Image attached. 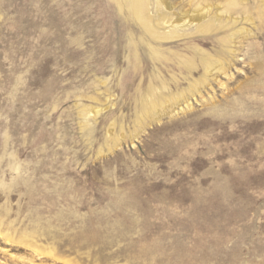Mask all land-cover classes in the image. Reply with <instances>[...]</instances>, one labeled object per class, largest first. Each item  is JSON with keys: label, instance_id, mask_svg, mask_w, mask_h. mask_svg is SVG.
<instances>
[{"label": "rangeland", "instance_id": "374dc122", "mask_svg": "<svg viewBox=\"0 0 264 264\" xmlns=\"http://www.w3.org/2000/svg\"><path fill=\"white\" fill-rule=\"evenodd\" d=\"M228 1L168 0L214 30L158 63L123 0H0V264H264V0Z\"/></svg>", "mask_w": 264, "mask_h": 264}, {"label": "bare ground", "instance_id": "6f19581e", "mask_svg": "<svg viewBox=\"0 0 264 264\" xmlns=\"http://www.w3.org/2000/svg\"><path fill=\"white\" fill-rule=\"evenodd\" d=\"M123 2L126 5V7L129 9L130 16H131L132 20L136 21L141 26L140 29H142L143 34L147 39V42H145V41L143 42L141 39L140 40L142 41V44L145 43L144 45H145L146 51L145 50L144 51H145L147 57L153 62L160 63L161 57H162L159 50H157L156 47L153 46V44L161 42V41H169V40H174V39H178V38L182 37L183 35H175L174 34L177 29H181V28H185V27H194L196 33H198V34L199 33L200 34H208L210 32H213V30H214L213 29L214 24L207 21V14L209 13L210 8H211L209 6L205 7L206 10H204V11L203 10L195 11L194 14H192V15H187V16L183 15L184 18H176V19L172 20L168 16V14L167 15L162 14L163 11L167 12V11L172 10V8L168 4V0H156V7L155 8H156V12L159 13L160 22H161L162 26H166L165 28L169 29V32L158 33L155 30V28L153 27L152 21H151L150 17L148 16V13H147V8H148V5L151 3V0H123ZM237 5H239L238 1L229 0L226 4V10H231L232 8H235V6H237ZM235 21H236V19H235ZM137 43H138V41H137ZM222 44H223V46L228 47L231 44V38L230 37L224 38L222 40ZM231 45H233V43ZM137 47H138V44L134 46L135 49ZM158 48H159V46H158ZM230 53L233 54L234 51H230ZM173 57L174 58H171L169 60H172L173 62H175V66H177V67L179 66L180 68L184 67L189 72H191V70L194 68V65L192 63L186 62L185 60H183V58L178 57V56H173ZM201 62H202V69L204 70V73H205L204 74L205 77H203L204 78L203 81L205 83H207L208 76L210 77V75L213 71H217L218 73L226 74L224 62H220V61L213 62L210 59H208L207 57L206 58L203 57ZM227 63H229V62H227ZM226 77H228V76H226ZM207 85L209 86V84H207ZM161 88H163V89L166 88L164 83H161ZM190 88L191 89L189 91H192V90L198 91L199 84L197 82H193L191 84ZM153 92H154L153 87H149L148 88V94L152 95ZM182 94H180V96L173 98V100L179 101V99H184L185 96ZM159 104H160L159 101L157 102V100H155V99L153 101L152 100H144L143 101V112H144V114L146 116L151 114L153 112V110H155L159 106ZM187 105L189 107V103ZM157 110H158V108H157Z\"/></svg>", "mask_w": 264, "mask_h": 264}]
</instances>
